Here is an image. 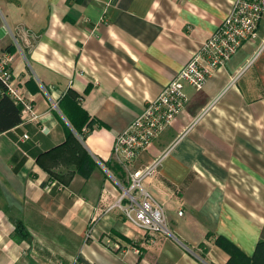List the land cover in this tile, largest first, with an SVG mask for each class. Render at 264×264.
I'll return each instance as SVG.
<instances>
[{
	"label": "crops",
	"instance_id": "0c3cea01",
	"mask_svg": "<svg viewBox=\"0 0 264 264\" xmlns=\"http://www.w3.org/2000/svg\"><path fill=\"white\" fill-rule=\"evenodd\" d=\"M235 1L0 0L38 116L0 134V264H264V18L131 167L113 155ZM155 160L140 185L167 234L115 205Z\"/></svg>",
	"mask_w": 264,
	"mask_h": 264
},
{
	"label": "built area",
	"instance_id": "2783aa9c",
	"mask_svg": "<svg viewBox=\"0 0 264 264\" xmlns=\"http://www.w3.org/2000/svg\"><path fill=\"white\" fill-rule=\"evenodd\" d=\"M264 18V0H236L219 28L204 41L191 60L177 73L162 92L149 101L141 114L136 116L126 130L120 133L113 146V155L124 167H131L138 156L147 151L175 121L185 108L188 98L184 86L200 90L208 77L224 67L229 58L247 43L258 37V29ZM0 37V43H1ZM13 56L0 49V82L5 94L21 108L23 120H37L31 101L27 100L21 89L15 84L12 71ZM27 136H23L26 139ZM159 161L155 160L142 172L130 175V182L116 201V207L132 222L149 234H167L165 217L161 206L152 202L148 193L141 189V180L153 175ZM122 202L125 205L122 207ZM132 214V217H131ZM181 214V212H179ZM114 249H120L113 245Z\"/></svg>",
	"mask_w": 264,
	"mask_h": 264
},
{
	"label": "trees",
	"instance_id": "16d2710c",
	"mask_svg": "<svg viewBox=\"0 0 264 264\" xmlns=\"http://www.w3.org/2000/svg\"><path fill=\"white\" fill-rule=\"evenodd\" d=\"M4 85L0 82V134L5 133L13 128H15L17 125H19L22 121L21 118V108L19 105L15 104L4 92ZM66 144V142H65ZM86 161L88 163H92L91 160ZM263 245L262 243H259L257 245L260 246ZM226 249L231 254L233 253L232 250L234 248L232 246H227Z\"/></svg>",
	"mask_w": 264,
	"mask_h": 264
}]
</instances>
